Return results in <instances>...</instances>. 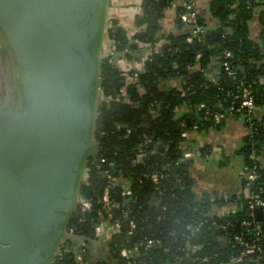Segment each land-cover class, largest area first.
<instances>
[{"label": "water", "instance_id": "1", "mask_svg": "<svg viewBox=\"0 0 264 264\" xmlns=\"http://www.w3.org/2000/svg\"><path fill=\"white\" fill-rule=\"evenodd\" d=\"M109 2L0 0L21 83L19 97H0V264H52L69 236L88 158L100 145Z\"/></svg>", "mask_w": 264, "mask_h": 264}, {"label": "built area", "instance_id": "2", "mask_svg": "<svg viewBox=\"0 0 264 264\" xmlns=\"http://www.w3.org/2000/svg\"><path fill=\"white\" fill-rule=\"evenodd\" d=\"M199 2L200 0H173L172 7L168 10L175 9L177 29L170 32L161 30L154 41H140L134 50L127 48L123 51L117 50L116 45L119 42L108 35V30L112 27L110 20L113 18L109 15L103 57L110 58L113 67L120 72L123 79L117 95H102V102L117 101L125 105L138 106L139 102L132 98L128 87L134 84L141 94L145 93L140 75L145 71L150 56L162 54L165 45L170 44V40L162 37L163 33L187 34L188 43L206 40L209 29L218 27L219 20L215 18L210 22L204 19L202 22L200 19L204 17L200 12ZM140 5L136 13L132 14L134 22L136 15L141 12ZM180 6L183 10L178 12ZM118 21V25L125 26L124 22ZM255 23L259 27L256 31L253 29ZM249 26L251 38L255 42H260L262 27L258 13L252 18ZM138 32H141L138 28L135 31L128 30V35L133 40V36ZM128 53L131 56H127ZM201 56L202 53H198L196 59L199 60ZM262 62L263 60H259L257 64ZM215 64L217 66L214 67ZM221 67L234 81L232 94L237 101H233L224 111L215 113L205 107V104H201L199 110L207 109L204 113L205 118L213 116L214 119V126L208 129H200V124L191 119L193 111L189 104L175 107L176 120L186 115L180 120L183 141L175 160L177 165L189 163L191 167L203 160L206 156V146L200 143V138L204 137L205 132L218 129L217 125L229 118L242 123L244 135L240 147L244 138L255 137L260 126L264 127V112L257 107L252 84L238 77V66L232 50H223L222 54L212 62L209 67L211 81H217ZM195 68H199L198 63ZM158 83L163 90L177 89L184 94L187 81L180 75H174L160 76ZM158 112L159 109L153 108L152 105L149 107L150 114L156 115ZM131 132L132 128L129 125L118 123L117 130L112 133L128 137ZM160 148L168 150L169 143L154 140L147 134L143 135L140 143L133 149V164L144 163L151 155H164L165 151H160ZM98 160L96 167L100 170L101 178L105 182L103 190L101 194L94 196H86L81 192L77 207L73 211L80 215V219L71 225L68 224L69 236L60 242L59 251L53 263L63 251L71 250L75 262L80 264H122V262L123 264H264V176L261 173V169L264 168V146L262 151L251 150L248 162L241 159L242 163L238 169L240 187L236 191L198 192L195 180L190 176L197 196V203L192 207L191 212L200 217L192 220L190 216L183 214L182 207L174 206L173 210L178 216L176 222L186 225L190 232L180 233L176 229L168 232L164 230L167 232L166 235H163L158 226L148 222L149 216L142 217L139 216V212L134 211L137 196L134 194L132 181L122 169L115 167V159H108L104 154H100ZM169 175V172L163 170H151L145 174L146 179L154 184L156 190L151 204L157 212L155 215L157 223L170 219L167 212L171 206L165 199V182L171 177ZM88 179L87 167L83 185L88 183ZM184 181V177H176L175 186L180 187ZM172 196L175 194L172 193ZM257 209L261 210L262 219L257 217ZM88 215H91L95 221L91 237L74 243L72 236H84L81 224L87 220ZM206 226L208 227L203 232L213 236V240L217 243V248L212 253H204L203 243L194 239L197 233L200 234L199 229ZM114 243L116 244L113 245ZM172 246L175 250L169 255Z\"/></svg>", "mask_w": 264, "mask_h": 264}, {"label": "trees", "instance_id": "3", "mask_svg": "<svg viewBox=\"0 0 264 264\" xmlns=\"http://www.w3.org/2000/svg\"><path fill=\"white\" fill-rule=\"evenodd\" d=\"M172 2L173 0H143L140 5L141 12L136 15L134 22L135 27L141 32L133 36V40L129 37L127 28L118 25L119 21L112 18L110 20L112 27L108 30V35L119 42L116 45L117 50L123 51L126 48L134 50L140 41H154L158 33L163 30L162 20L165 18L166 11L172 7ZM209 9L211 15L219 20V26L209 29L204 42L188 43L186 41L187 34L163 33L162 37L170 40V44L165 45L162 54L150 56L145 71L140 75L145 93L141 94L134 84L128 87L132 98L139 102L138 106L125 105L117 101H105L99 104L95 135L101 146L96 156L88 158L89 184L86 183L81 187V192L86 196L101 194L105 182L101 178L100 170L96 167L99 155L104 154L108 159H115V167L122 169L123 173L129 176L132 181L134 194L137 196L134 211L139 212V216H149L148 222L158 226L163 235H166L171 229H176L180 233L190 232L186 225L176 222L178 216L173 210L174 206L182 207L183 214L190 216L192 220L200 217V215L191 212L192 207L197 203V196L190 177V164H175L183 141L180 120L186 116L182 115L181 119L176 120L175 107L189 104L193 111L191 119L200 124V129H208L214 126V119L213 116L205 118L204 113L207 109L199 110L201 104H205V107L215 113L224 111L233 101H237L232 94L234 81L227 76L224 68H219L216 82L209 79V67L222 54L223 50L228 49L234 52L238 77L252 84L257 107L264 112V0H211ZM182 10L181 6L178 7V12ZM257 13L262 27L260 42H255L250 36L249 24ZM200 20L203 22L204 18ZM198 53H202L199 60L196 59ZM127 56L131 55L128 53ZM259 60H263V62L257 64ZM197 63L199 68H195ZM175 65L177 67H174ZM100 74L102 95H117L123 78L120 72L113 67L109 57L102 60ZM174 75H180L187 81L184 94L177 89L163 90L159 85L160 76ZM151 105L153 108L159 109L156 115L149 113ZM118 123H124L132 128L128 137L112 133L117 130ZM221 126L222 124L217 125V127ZM145 134L154 140H163L164 143H169V148L168 150L159 149L165 151L164 155H151L144 163L133 164V149ZM263 146L264 127L260 126L255 137L244 138L237 154L244 162H248L250 151L253 149L262 151ZM169 163L172 164L167 166ZM151 170H163L169 172V176H171L165 182V199L171 206L167 212L170 219L165 222L157 223L155 219L157 212L154 205L151 204V200L155 196L156 190L154 184L145 177V174ZM261 173L264 176V168L261 169ZM176 177L185 179L180 187L175 186ZM172 193L175 196H172ZM79 219L80 215L73 212L68 224L78 222ZM86 219L81 226L84 236L89 238L95 221L91 215H88ZM208 226L200 228L198 231L200 234L197 233L194 236V239L203 243L202 251L204 253H212L217 248L213 236L203 232ZM157 232L159 231L157 230ZM174 250V246H172L169 255ZM53 264L80 263L75 262L70 250L63 251Z\"/></svg>", "mask_w": 264, "mask_h": 264}, {"label": "crops", "instance_id": "4", "mask_svg": "<svg viewBox=\"0 0 264 264\" xmlns=\"http://www.w3.org/2000/svg\"><path fill=\"white\" fill-rule=\"evenodd\" d=\"M210 2L211 0H200L199 7L204 19L211 22L215 18L210 13ZM140 4L137 0H110L109 15L124 22L128 30L135 31L132 14L136 13ZM162 25L164 32L177 29L175 9L168 10L162 20ZM258 28V24L255 23L254 31ZM204 134V137L200 138V143L206 146V156L190 167V176L195 180L196 189L198 192L216 193L238 190L240 187L238 169L242 160L236 150L239 149L244 135L242 123L234 118H229L218 129Z\"/></svg>", "mask_w": 264, "mask_h": 264}, {"label": "flooded vegetation", "instance_id": "5", "mask_svg": "<svg viewBox=\"0 0 264 264\" xmlns=\"http://www.w3.org/2000/svg\"><path fill=\"white\" fill-rule=\"evenodd\" d=\"M4 54L6 55L5 57L3 56ZM8 59V52L6 48L0 47V97H2L6 91L12 93L13 96L15 95L19 97L18 95H20V89L18 81L11 79L14 78V75L12 73L11 66L8 65Z\"/></svg>", "mask_w": 264, "mask_h": 264}, {"label": "rangeland", "instance_id": "6", "mask_svg": "<svg viewBox=\"0 0 264 264\" xmlns=\"http://www.w3.org/2000/svg\"><path fill=\"white\" fill-rule=\"evenodd\" d=\"M139 3H142L143 0H137ZM134 11V10H132ZM0 47H4L6 48L7 52H8V61H9V64L11 66V69H12V73L14 75V78H11V79H14V80H17L18 81V85H21L20 83V73H19V68H18V64H17V60L15 58V55H14V52L3 32V30L1 29L0 27ZM15 69V70H14ZM1 75V74H0Z\"/></svg>", "mask_w": 264, "mask_h": 264}]
</instances>
